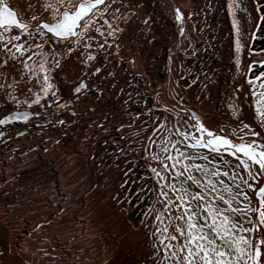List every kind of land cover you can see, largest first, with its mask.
I'll list each match as a JSON object with an SVG mask.
<instances>
[{"label":"bare ground","instance_id":"obj_1","mask_svg":"<svg viewBox=\"0 0 264 264\" xmlns=\"http://www.w3.org/2000/svg\"><path fill=\"white\" fill-rule=\"evenodd\" d=\"M220 1L223 3L221 15L228 21L234 43L228 60L223 62L225 73L219 76L222 82L226 81L218 110L204 106L202 110L191 88L184 87V90L177 86L184 78L188 79L185 68L188 64L207 62L204 56L209 52V42L204 35L209 41L212 36L202 34L195 22L196 12L204 4L198 0H106L108 6H99L88 29H77L84 34L83 40L74 37L67 43L54 37L49 39L51 34L41 37L34 33L35 39L21 35L19 41L13 42L25 45V55L8 60L7 66L0 68V120L24 112L29 113L30 118L27 122L12 120L0 125V264H175L171 250L165 245L184 243L176 228H186V217L176 220L183 209L177 207L179 201L172 192L168 193L174 201L170 206L166 204L168 198L160 196V179L151 169L156 168L167 176L165 182L161 180L163 184L172 186L173 181L157 156H152L154 160L147 159L146 145L140 148L141 162L153 183L155 195L161 197L154 213L155 217L160 215L161 220L147 211L148 224L141 219L130 221V212L119 205L121 196L115 192L114 176L124 164L123 157L134 152L126 147L124 138L135 129L138 121L142 126L146 122L148 127L144 128L149 137L158 129L160 135L174 139L181 152L207 155L208 160L199 159L206 161L203 168H215L218 162L221 164L219 170H230V164L239 173L235 181L230 177L233 192L237 191L235 184H240L257 203L254 190L264 187L261 183L264 176L257 173L256 168H253V178L248 180L237 158L240 154L233 157L224 153L221 160L219 154L207 148L186 147L195 141L185 140L183 135L199 137L201 133L195 127L199 119L208 130L232 143H264L263 127L250 103L252 89L248 82L249 70L256 61L264 59V55L251 51L254 39L250 37H255L259 23L258 8L255 0H243V10L237 12L244 45L237 67L236 35L229 15V0ZM4 2L32 27L55 22L56 13L47 6L56 4L57 0ZM64 2L66 5L67 0ZM176 9L183 16L180 21L176 19ZM63 10L61 7L60 11ZM33 16L37 19L33 20ZM0 33L7 40L11 35H18L19 30L5 33L0 29ZM37 43L42 44V48L37 49ZM3 47L0 43V49ZM69 48L73 51L65 59ZM54 52L55 59L62 65L49 72L55 96L42 91L43 72L39 68L41 58L47 60L48 66L54 65ZM88 55L95 59L88 61ZM6 56L5 51H0V64ZM28 56L32 59L28 60ZM21 61H26L32 71ZM96 68L100 72L92 75ZM220 79L215 78L214 82ZM81 80L87 87L75 94L74 87ZM10 84L13 86L8 88ZM219 87L217 84L216 88ZM5 89L16 95L19 103L11 100ZM37 94L40 103L29 108L26 101L35 99ZM244 124L258 135L252 136L242 130ZM102 157L110 160L107 165L99 166L96 161ZM21 174H25L22 183L17 178ZM187 174L183 179L176 177L178 185L175 187L178 188L181 181L189 185L185 180ZM195 175L202 174L195 172ZM213 179L221 180V177ZM190 191L199 192L200 189L192 185ZM198 203L204 201L192 202L193 205ZM200 214L206 215L202 211ZM238 222L249 226L243 216L238 217ZM203 223L204 220L198 222ZM165 228L167 233L163 231ZM205 229L208 231L207 227ZM171 235L177 239H166ZM245 235L252 239L258 237L253 233Z\"/></svg>","mask_w":264,"mask_h":264},{"label":"snow or ice","instance_id":"obj_2","mask_svg":"<svg viewBox=\"0 0 264 264\" xmlns=\"http://www.w3.org/2000/svg\"><path fill=\"white\" fill-rule=\"evenodd\" d=\"M100 5H105V7L108 6L106 0H67L66 5L64 0H57L56 4L49 3L47 6L52 8L56 13L55 22L40 23L32 27L24 22L19 14L13 11L4 0H0V29L5 33H10L14 29L19 30L18 35H11L7 40H4L2 33H0V43L4 45L0 51H5L7 53L4 63L0 64V68H5L8 60L19 59L25 55V45L22 43H13L14 41H19L21 35L33 36V39H35L34 33H38L41 37L47 33L51 34L49 39L54 37L59 41L67 43H71V38L74 37L83 40L84 34L78 32L77 29H88L89 25L92 23V18L95 16V12L100 10ZM61 7L64 8L62 12L60 11ZM261 7H264V5H261ZM228 10L229 15L232 17V26L236 35L235 51L237 56L235 63L237 67H239V53L244 45L242 43L237 12L243 10V0H229ZM175 11L176 19L178 21L182 20L183 16L179 9ZM32 19L35 20L37 17L33 16ZM260 19L264 21V15H262ZM144 23L147 24L148 21L145 20ZM97 31H99V29H97ZM181 34H183V30H181ZM250 38L255 39L256 37L253 36ZM8 45H11V47H8ZM36 48H42V44L37 43ZM13 49H15V52H13ZM72 51L73 50L69 48L68 54L64 58L67 59L70 57ZM16 53H19V56H16ZM35 55L43 56L42 53H35ZM27 59L31 60L32 56H28ZM53 59L54 65L48 66L47 60L41 58L39 61V68L43 72L42 91L45 95L51 92V94L55 96V92L51 91L53 85L50 82L49 72L62 68V65L59 59H55V52L53 53ZM94 59L95 57L92 55L87 56L88 61ZM21 62L25 64L28 71H32L26 61ZM261 66L264 67V64ZM99 72L100 69L96 68L91 74L97 75ZM261 78H264V73H261L260 77H257V80ZM21 79H23V75ZM248 82L250 85H253L254 94L257 87L264 89V82L254 84L251 79ZM17 83L19 82L17 81ZM12 86L13 85L10 84L8 88ZM86 87L87 85L81 80L75 85L74 93L80 94ZM5 91L11 100L19 103L16 95L12 92H8L7 89H5ZM28 91L31 92L32 88H29ZM260 97L261 100L256 111L261 126H264V91L260 93ZM26 102L29 108H31L33 104H39V94L36 95L35 99ZM29 118L30 114L27 112L16 113L13 114L11 118L6 117L0 120V125L10 123L12 120L27 122ZM60 123L63 124L64 121L61 120ZM195 127L201 135L199 137L195 135L190 137L187 133H184L185 140L195 141L194 143L189 142L186 147L193 149L201 147L207 148L210 152L219 154L221 160L224 158V153L233 157H237V154H240V157L237 158L239 159L240 165L243 166V170L247 172L248 180L253 178V168H256L257 173L261 176H264V143L259 145L252 141L241 142L239 144L232 143L229 139L208 130L199 119H196ZM242 130H247L252 136L258 135V133L253 132L247 124L243 125ZM205 136L207 138H205ZM241 139L243 140V137H241ZM173 148L175 149L176 146L173 145ZM164 151L167 152L168 149L165 148ZM176 151L178 155L174 160L171 156L166 157V159L173 160V166H175L182 157L190 160H208V156L202 153H197L195 156L191 154L185 156V153L181 152L179 149H176ZM209 163L211 164L213 161L209 160ZM164 167L167 169L168 165L165 164ZM191 168L194 169L196 173H201L202 175L198 178L197 175L189 169L188 165H184L183 171L176 172V177L184 176L185 172L188 173L185 177V180L190 182L187 187L184 186L183 181H181V186L178 188L175 187V185L167 186L166 184H160L161 196L168 198L166 204L170 206L174 203L168 196V193L172 192L176 200L179 201L177 207L183 209V213L175 217L176 220H184L186 217V228L179 226L176 228V231L184 238V243L179 246L165 245L166 249L171 250V255L174 258L175 264H264V187H258L254 190L257 200V203H254L248 193L240 187V184H235L237 191L234 193L232 186L225 184L223 181L213 179L216 177L230 176L231 179L235 181L239 173H237L235 169H232L230 164V170L225 171L219 170V164L212 169L202 168L199 164H192ZM151 171L160 180L166 179L156 168H152ZM204 177L209 178L204 180ZM243 182L248 184L247 180ZM218 183L223 184V187L218 188ZM261 183H264V180H262ZM192 185H195L200 191L191 192L190 188ZM205 186H207V191L205 190ZM166 187L168 191H164ZM248 187L251 189L250 184H248ZM225 193H227V195H225ZM193 201H204V203H198L193 206ZM218 202H222L226 207H220ZM241 204H243V207H240ZM164 210L167 211V207ZM201 211L206 213V215L204 217V223L198 224L196 221ZM232 213L238 214V216L234 218L231 215ZM148 214L149 213H145L146 216ZM239 216L246 218V222L249 225L248 227H244L243 223L238 222ZM155 219L159 221L161 220V216L156 215ZM205 227L208 228L207 232L204 231ZM157 231L160 230L157 229ZM163 231L167 233L168 229L165 228ZM246 233L258 234V237L252 239L245 235ZM153 235L155 236L156 233L154 232ZM166 239L176 240L177 237L171 235L167 236ZM161 243L163 244V240H161Z\"/></svg>","mask_w":264,"mask_h":264},{"label":"rangeland","instance_id":"obj_3","mask_svg":"<svg viewBox=\"0 0 264 264\" xmlns=\"http://www.w3.org/2000/svg\"><path fill=\"white\" fill-rule=\"evenodd\" d=\"M198 1L200 4L201 2L202 3L204 2V4L201 10L198 9L199 11L196 12L195 22L197 26H199L198 28L202 32V34L207 33L212 36V39H210L211 41H209L207 36L204 35L206 42L207 41L209 42L207 44V48L209 49V52L206 54V56H204V58L206 59L205 62L207 61L208 63L206 62L207 63L206 64L202 62V64L200 63L198 64L194 63L193 65L191 63L188 64L185 67L187 69L186 72L188 73L187 75L188 79L184 78V80H182V83H180L181 85L178 84L177 86L179 88L180 87L183 88L184 90H186L185 88H191L194 92V96H195L194 98L200 102V105L202 106V110H204L203 106L205 108L212 107L218 110L219 108L218 105L221 104V101H219V99H221L220 96L221 94H225V85L223 83H225L226 81L225 79H223V82H222L219 76H220V73L222 74L225 73L224 70H222L223 69L222 67L226 68V64H223V62L226 63L225 60H228V54H231L230 50L233 49L234 39L231 33V29L228 28L229 24H228L227 19H225L224 16L221 15L223 12L222 11L223 3L220 0H198ZM255 2H256L257 8L259 9L258 10L259 23H258V27H257L256 34H255L256 38L253 41L251 51L258 55L259 54L264 55V21L260 19V17L264 15V7H261V5H264V0H255ZM240 31H241V37H242L241 27H240ZM209 63L211 66L208 65ZM262 64H264V59H262L261 61H256L255 64L252 66L251 70H249V73H248L249 80L250 79L253 80L254 84L264 82V78L257 80V77H260V74L264 73V67L261 66ZM215 78H218L221 81L214 82ZM217 84H219L220 86L219 88H216ZM250 87L252 89V92H251L252 101L250 100V103L253 108L254 116L259 120L256 109L261 100L260 93L264 91V89H260L259 87H257L255 89V94H254L253 85H250ZM192 101L197 102L194 99ZM162 119L164 120L166 119V117H162ZM150 121L151 120L149 119V122ZM149 122H148V125H149ZM135 125H136L135 129L131 130V132H129L128 135L124 138V144L125 145L127 144L126 147H128L130 150L134 152L132 154L130 152L131 156L126 155L125 157H123L124 164H122V166L118 168V172L114 176L115 183H116V189H117L115 190V192L119 193V195L121 196L119 205L122 206V208L127 209L130 212V221L137 222L141 219L143 220L144 224H148L150 221L148 219V215L146 216L145 213L149 211L150 209L151 214L154 216V213L156 212L155 207L157 205V200L159 201L158 203H160L162 196L161 194H160L161 197L159 196L160 198L156 196L154 189H152L153 183L150 180V178L147 177L145 166L141 162L143 155L141 153L140 148L142 147L143 149L144 145L147 146V152L149 154L147 159H150V157L153 158L152 156H157L158 160L161 162V165H165V164L168 165V168L166 170L169 171L168 173L172 178V181H173L172 185H178V183H176V172L184 169V165H188L189 169L195 174L194 172L195 170L191 168V165L199 164L202 167V166H205L204 163L206 161H202V160L199 161L198 159V162H193V160L182 157L180 158L179 162L176 163L175 166H173V160L178 155L176 149H179L176 142L173 141L174 139L171 140V137L165 134H161L162 135L161 137L158 129L156 130L157 132L156 134H159V135L155 134L149 137L147 136V132L144 128L147 126L146 122L144 124L145 126H142V122L140 121L136 122ZM165 125L166 124H164V126ZM166 127L169 128L168 124ZM262 127L264 131V126ZM161 132H162V129H161ZM172 141L175 143H172ZM173 145L176 146L175 149L173 148ZM165 148L168 149L167 152L164 151ZM184 153L189 154L187 152H184ZM106 155L109 156L108 154ZM168 156H171L173 160L166 159V157ZM99 159L100 160L96 161L97 165L99 166L100 165L104 166L107 163V161L110 160V158L108 160L107 157H102ZM215 164H220V163L217 162ZM220 167H221V164H220ZM225 170H228V169L226 168L220 169V171H225ZM186 173L187 172H185L184 174ZM162 175L166 177V179H168L167 176L164 175V173H162ZM181 177L182 179L184 178V176H181ZM17 178H19L18 180L20 181V183H22L24 181V179L22 178H25V174H21ZM162 181L165 182V180H162ZM217 181H223L225 184H228L231 186V183H229L230 176L221 177V180H217ZM159 183L163 184L161 180L159 181ZM184 186L187 187L185 181H184ZM217 186L218 188L223 187V185H219V184ZM225 195H227V193H225ZM240 207H243V204H241ZM200 216L202 217V219L201 218L200 220L197 219L196 221L197 223L201 222V220H204V216L201 214ZM204 231L207 232V229H204Z\"/></svg>","mask_w":264,"mask_h":264}]
</instances>
